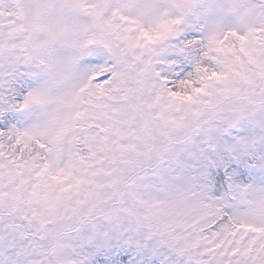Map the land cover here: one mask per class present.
Listing matches in <instances>:
<instances>
[{"label":"snow or ice","instance_id":"obj_1","mask_svg":"<svg viewBox=\"0 0 264 264\" xmlns=\"http://www.w3.org/2000/svg\"><path fill=\"white\" fill-rule=\"evenodd\" d=\"M0 264H264V0H0Z\"/></svg>","mask_w":264,"mask_h":264}]
</instances>
